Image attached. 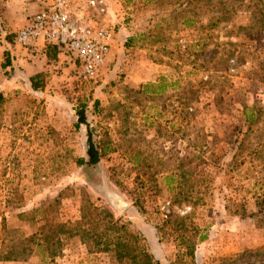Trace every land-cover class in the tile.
I'll list each match as a JSON object with an SVG mask.
<instances>
[{
  "label": "rangeland",
  "instance_id": "374dc122",
  "mask_svg": "<svg viewBox=\"0 0 264 264\" xmlns=\"http://www.w3.org/2000/svg\"><path fill=\"white\" fill-rule=\"evenodd\" d=\"M7 1L0 0V64L3 50L11 61L0 65V217L14 241L78 220L84 203L143 237L160 264H264V117L254 132H243L242 117L243 106L264 111L255 0H102L92 17L112 38L92 79L78 77L66 55L15 46L10 24L20 22L21 8ZM25 1L27 18L38 5ZM33 72L43 76L41 90L29 85ZM82 103L101 153L95 168L77 163L85 158L84 127L74 126ZM111 194L127 202L121 212ZM30 247L24 260L0 264H41ZM89 247L64 236L45 264H110L109 254Z\"/></svg>",
  "mask_w": 264,
  "mask_h": 264
},
{
  "label": "trees",
  "instance_id": "16d2710c",
  "mask_svg": "<svg viewBox=\"0 0 264 264\" xmlns=\"http://www.w3.org/2000/svg\"><path fill=\"white\" fill-rule=\"evenodd\" d=\"M254 13L259 18L260 30L264 29V4L262 0H255L252 4ZM182 23L188 25L189 20L185 18ZM12 38V34H9ZM3 61L1 67L11 66L8 50H3ZM41 73H33L28 76V81L33 89L41 90L43 87ZM96 105L93 101L92 107ZM87 104L82 103L75 107L76 120L75 127H84V155L85 158H78L77 163L95 168L99 163L100 152L94 142V132L92 126L86 119ZM264 111L260 106H243L242 117L245 129L243 132H254L258 121L263 118ZM264 203V201H261ZM244 211V210H242ZM5 217H0L1 243L0 259L3 260H24L26 255L33 252L30 243H34L35 249L40 251L41 264H45L46 259L51 260L59 253V244L64 236H78L83 238V242L91 243L93 251H102L109 254L110 264H160L157 258L151 254L144 243V238L132 234L124 224L114 219L111 212L102 206L82 204L80 206L79 219L73 222L64 221L54 224V229L50 234L42 228L36 233L25 237L26 243L14 241V230L7 229ZM40 226V227H41ZM87 226L88 230L84 228ZM65 234V235H63ZM52 235V236H51ZM129 238V239H128ZM24 239V238H23ZM141 241V243H140ZM146 242V240H145ZM147 244V242H146ZM90 251V250H89Z\"/></svg>",
  "mask_w": 264,
  "mask_h": 264
},
{
  "label": "built area",
  "instance_id": "2783aa9c",
  "mask_svg": "<svg viewBox=\"0 0 264 264\" xmlns=\"http://www.w3.org/2000/svg\"><path fill=\"white\" fill-rule=\"evenodd\" d=\"M94 11H103L102 0H42L12 40L23 47L38 39L51 43L72 60L78 77L92 79L104 64L112 38L111 30L92 17Z\"/></svg>",
  "mask_w": 264,
  "mask_h": 264
},
{
  "label": "crops",
  "instance_id": "0c3cea01",
  "mask_svg": "<svg viewBox=\"0 0 264 264\" xmlns=\"http://www.w3.org/2000/svg\"><path fill=\"white\" fill-rule=\"evenodd\" d=\"M7 2H15L16 4V6L17 7H19V10H20V8H21V11L19 12L20 13V22L18 23V24H10V27L11 28H14V27H17V28H19V27H21V26H23L24 24H26V22L29 20V18H30V16L34 13V12H36L40 7H41V5H42V0H35V2L33 1L32 3H36L37 5V10L36 11H34L33 13H31L27 18H25L24 17V15H22V13H23V8H25L23 5H27L28 4V2L27 1H25V0H8ZM14 43V42H13ZM15 46H20V45H17V44H14ZM36 46H41V47H45V48H49V49H51L52 50V52H53V54L56 56V57H63L65 54H63L62 52H61V50H59L55 45H53V44H51V43H48V42H45V41H43V40H41V39H38V40H36L32 45H30V46H27V47H23V46H20V47H22V48H28V47H36ZM63 59H64V57H63ZM33 73H38V72H33ZM33 73H31V74H33ZM31 74H29V75H31ZM28 75V76H29ZM27 80H28V77H27ZM29 82V81H28ZM30 85V84H29ZM31 87V86H30Z\"/></svg>",
  "mask_w": 264,
  "mask_h": 264
},
{
  "label": "water",
  "instance_id": "95a60500",
  "mask_svg": "<svg viewBox=\"0 0 264 264\" xmlns=\"http://www.w3.org/2000/svg\"><path fill=\"white\" fill-rule=\"evenodd\" d=\"M110 201L118 212H121L127 205V202L115 194L110 195Z\"/></svg>",
  "mask_w": 264,
  "mask_h": 264
}]
</instances>
